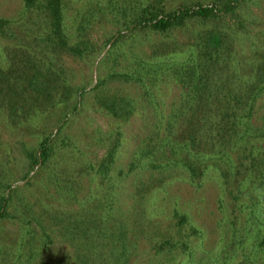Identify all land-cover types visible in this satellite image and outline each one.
I'll return each instance as SVG.
<instances>
[{
  "label": "rangeland",
  "instance_id": "374dc122",
  "mask_svg": "<svg viewBox=\"0 0 264 264\" xmlns=\"http://www.w3.org/2000/svg\"><path fill=\"white\" fill-rule=\"evenodd\" d=\"M109 1L66 0V26L71 41L84 40L93 45L92 51L82 58L64 50L51 53V49H42L47 43L36 35L47 27L46 13L26 11L23 0H0V16L16 20L13 26L22 30V47L28 51L32 44L36 57L55 60L54 71L67 74L71 81L64 105L57 102L65 98L64 88L58 89L60 83L53 82L52 100L31 109L25 106L14 116L9 115L13 101L4 99L5 94L13 92L4 89L0 96V202L6 195L9 200L5 215L0 217V264H94L88 260L94 259L100 249L108 258L98 264H244V252L235 254L238 239L233 240L232 236L234 232L238 237L244 235L253 206L245 205L241 211L229 213L220 203L223 190L212 177L201 187L186 180H173L158 192L143 185L150 177L147 167L139 166L126 176L137 148L143 145L142 139L154 129V120L140 106L128 121L116 120L95 101L96 93L136 97L141 87L111 81L98 92L90 91L96 76L93 68L107 54L109 38L119 30L114 14L99 6V2ZM183 1L194 0H167V5ZM239 19L246 27L236 36V43L248 55L254 44L264 45V0L244 3L241 13L239 10L229 18L195 22L177 29L173 37L190 44L197 29L230 31L232 23ZM160 40L156 33L144 31L123 40L118 51L126 52L130 58L137 52L147 57ZM22 47L18 41L0 36V59L6 56L3 69L17 70L20 57L14 60V55L20 54ZM39 70L49 74L46 68ZM7 76L10 75L6 70L0 71V78L6 83L17 84L16 76L11 81ZM79 85L84 86L86 97L76 109L74 93ZM163 90L165 93L158 97L167 104L180 93L177 85ZM18 92L21 94L22 88ZM262 117L264 98L258 103V124L264 122ZM54 132L59 139L69 138L71 143H61L56 155L31 173L28 152L37 147L45 134ZM119 134L122 143L112 169L108 176L100 175L98 164L113 136ZM246 201L260 203L257 213H264V194L254 185ZM174 207L189 216L196 232L174 225ZM169 237L184 245L172 252L158 253L155 244ZM113 249L124 252V260L111 258ZM252 263L264 264V255L261 253Z\"/></svg>",
  "mask_w": 264,
  "mask_h": 264
},
{
  "label": "trees",
  "instance_id": "16d2710c",
  "mask_svg": "<svg viewBox=\"0 0 264 264\" xmlns=\"http://www.w3.org/2000/svg\"><path fill=\"white\" fill-rule=\"evenodd\" d=\"M23 1L26 11L44 12L48 17L45 31L36 35L47 43L42 49H51V53L64 50L82 58L92 51L93 45L88 41H71L66 26V0ZM252 1L194 0L172 6L167 5V0L99 2L104 11L114 14L119 30L109 38L107 54L93 68L96 76L90 90L98 92L111 81L141 87V93L136 97L123 93H96L95 96L100 107L116 120L128 121L139 106L145 113H150V120H154V129L142 139L143 145L137 148L126 176L139 166L147 167L145 170L150 171V177L143 185L158 192L164 191L173 180H186L201 187L208 177H212L223 190L220 203L226 206L229 213L235 214L245 205L253 206L244 235L238 237L234 232L232 236L233 240L238 239L235 254L244 252V264H250L261 253L264 255V213H257L260 203L249 204L246 201L253 185L264 194V122L258 124L256 121L258 103L264 98V48L261 47L264 45L254 44L248 55L237 46L236 36L246 27L240 19L232 23L230 31L201 27L196 30L194 41L190 44L174 39L173 32L195 22L204 23L237 15L244 3ZM15 21L0 16V36L14 39L22 47L25 45L21 38L23 33L13 26ZM144 31L161 37L149 56L137 52L130 58L126 52L118 51L123 40ZM29 46L28 51L22 47L23 51L14 55V60L20 57L17 70L3 69L6 56L3 55L4 60L0 59V71L9 73L8 81L14 76L18 81L14 85L0 78V96L4 89L13 92L4 97L13 101L10 116L20 109L24 110L25 106L31 109L52 100L53 82L60 83L58 89L64 88L65 98L62 97L58 103L64 105L67 92L68 95L71 92L67 74L54 71L56 61L36 57L34 46ZM40 68H46L49 74H44ZM35 69L38 73L33 71ZM170 85H177L180 93L167 104L158 96L165 93L163 88ZM77 87L74 93L76 109L86 97L84 86ZM20 88L21 94L18 92ZM64 124L59 126V130ZM56 133L45 134L37 147L28 152L31 173L48 163L61 143H71L69 138L59 139ZM121 143L120 134L113 136L98 164L100 175H109ZM8 201L7 195L1 199L0 217L5 215ZM172 215L177 228L196 232L197 228L190 225L189 216L178 207L173 208ZM180 245L184 244L169 237L159 241L154 248L158 253L172 252ZM117 252L113 249L111 258L123 259L124 252ZM106 258L108 255L100 249L88 262L98 264Z\"/></svg>",
  "mask_w": 264,
  "mask_h": 264
}]
</instances>
